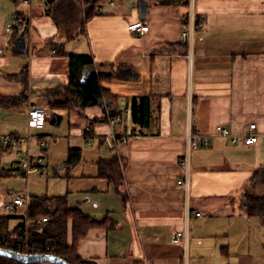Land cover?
I'll use <instances>...</instances> for the list:
<instances>
[{
	"label": "crops",
	"instance_id": "1",
	"mask_svg": "<svg viewBox=\"0 0 264 264\" xmlns=\"http://www.w3.org/2000/svg\"><path fill=\"white\" fill-rule=\"evenodd\" d=\"M12 1L21 5L13 20L26 22L28 45L22 55L14 42L12 57L0 47V78H16L20 95L7 97L24 101L4 110L24 115L27 133L35 137L30 142L43 154L31 157L30 144L12 151L16 161L19 152L28 153L33 166L43 159L41 176L53 173L57 186L41 196H68L71 209L98 222L79 243V257L94 264H264V209L246 206L249 198L264 201V0ZM87 2L96 3L95 15L82 32ZM138 22L147 25V34L132 33ZM16 30L6 33L12 39ZM68 31L76 37L68 40ZM50 42L63 45L64 55H57ZM75 55L94 60L84 79L93 72L107 78L103 87L116 98L111 106L118 114L116 133L130 139L113 147L109 122L100 121L102 107L87 108L83 116L59 113V127L65 119L68 123L48 133L67 141L54 162L56 153L45 150L44 143L57 138L40 132L46 124L30 127L28 110L35 105L48 110L42 96L68 84V56ZM8 68L19 72L5 74ZM134 97L155 101L154 122L143 135L131 117ZM251 124L259 138L246 146L242 137ZM217 127L228 129L238 142L218 136ZM87 128L93 131L91 146L83 139ZM13 131L0 134L20 135ZM191 133L208 137L209 143L200 140L190 149L186 137ZM70 149L82 153L71 167L66 164ZM51 164L53 172L46 171ZM28 176H14L26 178L18 191L12 178L0 177V216H8L5 203L27 191ZM181 180L188 187L179 185ZM12 214L21 224L11 228V220V232L27 221L22 208ZM180 232L187 239L173 244Z\"/></svg>",
	"mask_w": 264,
	"mask_h": 264
},
{
	"label": "trees",
	"instance_id": "2",
	"mask_svg": "<svg viewBox=\"0 0 264 264\" xmlns=\"http://www.w3.org/2000/svg\"><path fill=\"white\" fill-rule=\"evenodd\" d=\"M22 1V0H18ZM97 2V1H96ZM95 2L86 3L89 7L85 13L84 25L95 15ZM23 28L16 30L13 41L19 37ZM27 31V30H26ZM83 32V31H82ZM76 37L74 33L68 31L67 39ZM59 56L64 55V46L53 42L49 43ZM18 53V52H17ZM69 59V82L63 88H55L45 91L43 98L48 102L50 115L55 113H78L91 107H102L115 111L111 108L116 103L103 83L107 78L101 73L93 72L84 79V71L95 66L91 56L75 55L68 56ZM27 68L21 73V79H25ZM20 99L21 101H18ZM24 101L23 97H7L0 95V105L4 109L17 107ZM153 97H134L131 99V117L133 124L141 129L140 134H145L142 130H148L153 122ZM114 119H118V114L114 112ZM108 121L107 115L100 121ZM99 121V120H98ZM96 121V122H98ZM92 129L90 135L92 136ZM11 146H5L0 142V177H14L16 170H5L2 167L3 156L11 152ZM82 159V153L78 149H70L66 162L69 167L75 166ZM113 166V163L110 164ZM42 167V166H41ZM39 167V168H41ZM43 167L40 169L42 172ZM247 208L256 209L260 213L264 209V201L257 198H249ZM24 210V209H23ZM25 211V210H24ZM26 214V222L22 226L10 231V222L13 220L9 216H0V248L14 251L28 256H54L62 259L68 264H94L83 261L78 255L79 243L85 239L88 232L98 225L92 218L85 217L79 210L71 209L68 203V196L59 198H48L47 196H29V206ZM48 219L42 226L37 225V221ZM72 227V243L68 244V226ZM0 264H23L16 260L0 257ZM30 264H50V263H30Z\"/></svg>",
	"mask_w": 264,
	"mask_h": 264
},
{
	"label": "built area",
	"instance_id": "3",
	"mask_svg": "<svg viewBox=\"0 0 264 264\" xmlns=\"http://www.w3.org/2000/svg\"><path fill=\"white\" fill-rule=\"evenodd\" d=\"M18 1V0H14ZM148 1H157V2H163L164 0H148ZM25 4H30L31 0H23ZM133 6H136L135 1L131 3ZM26 28V22L23 20L15 19L11 24H9L6 28V32L8 34H13L16 29L19 28ZM132 33H137L140 35H145L148 33L149 29L145 23L138 22L135 23L132 28H131ZM186 35V33H184ZM50 118V113L49 111L40 106H32L28 110V121H29V126L30 127H35V128H43L45 124L49 121ZM108 122L109 125L112 129V134L109 137L110 142L112 143L113 147L116 146L117 144H125L128 142L130 137L128 136H120L116 133V127L119 123L118 119L110 118L108 116ZM216 132L218 136L224 137V138H229L230 141L235 144L238 142V138L233 135L228 129H225L223 127H217ZM136 136H139L137 134ZM258 133H257V126L256 124H251L248 132L243 135L242 137V142L246 146H251L254 145L258 142ZM32 139H35V137L31 136L28 134L27 136H22V135H1L0 134V142L5 145V146H11L12 149H19L21 146L28 145ZM83 139L86 141V144L88 146H91L93 143V136L90 135V129L87 128L85 130ZM186 140L190 146V149H195L198 146V143L200 140L203 141L204 144L209 143V138L208 137H202L197 135L196 133H191L187 135ZM18 157L20 159L19 162V168L16 170V175L17 176H23L27 177L31 173L40 172V168L42 165H44V160L43 159H38L35 162V166H33V160L32 158L28 155L26 152H19ZM188 161V156H185V160L182 163L184 166H186ZM179 185H185V187H188L187 181H179ZM29 206V194L27 192L18 194L14 197L11 198V200L3 205V208L8 211V212H15L16 209L22 208L25 211H27ZM48 222V219H44L42 221H37L38 226H42L44 223ZM188 237V234L186 232H180L177 233L172 238V243L173 244H179L182 240H186Z\"/></svg>",
	"mask_w": 264,
	"mask_h": 264
},
{
	"label": "rangeland",
	"instance_id": "4",
	"mask_svg": "<svg viewBox=\"0 0 264 264\" xmlns=\"http://www.w3.org/2000/svg\"><path fill=\"white\" fill-rule=\"evenodd\" d=\"M97 1V0H96ZM19 5V4H18ZM21 10V5L16 6V3H14L12 0H0V47H2L5 51L4 56H9L12 57L11 54V50L13 48V44L14 41L11 39V37L6 33V28L8 26V24H11L14 20H13V15L15 14V11ZM84 32V29L82 30ZM20 57V56H18ZM24 59V61H28V58H22ZM18 70H13L11 68H8L4 71L5 74L8 75H14V74H18ZM2 74V73H1ZM2 76V75H1ZM16 78H14L13 80L15 82H13L12 80H7L5 78H0V95L2 96H13V95H17L19 93V88L16 84ZM20 95V94H18ZM24 99V97H23ZM18 101H21L20 99H18ZM9 110H4V108L0 105V130H7L8 128L13 129V132H17L22 136H27V129H26V123H25V118L24 115L21 114L19 111H15L13 112V114H8ZM58 114V113H57ZM11 115V118L10 116ZM67 118V117H65ZM66 123H68V120L65 119V122L63 123L62 126H52L50 124V122L46 123V127L43 130H40V132H44L42 134L48 136L46 138H51V137H55L57 138V141L54 142L53 140H46V142L44 143V148L45 150L48 151V149H50V151L52 150L53 155L54 152L56 153V160L54 162H57L59 160V156H60V145L65 143L66 137H64L63 135H59L58 133L52 132V133H48V130L51 131H57L60 129H63V127H65ZM36 133H32V135H35ZM39 134V135H42ZM30 156H38L43 154V152H40L41 150V146H37L36 142H30ZM27 148V145H24L23 147H21V151H24ZM40 149V150H39ZM63 150V149H62ZM15 153L16 151H11L6 153L3 158H2V167L9 170L11 166H13L15 168V170H17L18 168V164L17 161L20 162V159L18 158V160H15ZM16 162V163H15ZM54 164V163H52ZM51 164V166L48 167V165L45 166L46 171L48 172H53V165ZM50 175V176H48ZM11 178L13 179L11 183L12 186H16L17 187L14 189V191H18V188H20V183L23 185H25L26 183V178H22V177H8L6 179H9L7 181H11ZM54 179H56L53 176V173L49 174V173H44L43 176H41L39 173H34L31 174L30 176H28V188H27V193L29 194H33V196H41L44 194H48V192L51 191L52 187L57 186L55 183H53L52 181H54ZM54 190V189H52ZM55 190H57L55 188ZM25 193V192H24ZM6 215L8 216H12V212H5ZM21 224V220H13V222L11 223V228H14L16 225Z\"/></svg>",
	"mask_w": 264,
	"mask_h": 264
},
{
	"label": "water",
	"instance_id": "5",
	"mask_svg": "<svg viewBox=\"0 0 264 264\" xmlns=\"http://www.w3.org/2000/svg\"><path fill=\"white\" fill-rule=\"evenodd\" d=\"M27 38H26V29H24L19 37L15 41V46L18 52L24 55L27 51ZM104 114L108 115L110 118H114V111L107 110L104 108ZM62 117L61 115L55 113L51 116L50 124L52 126L58 127L61 124ZM0 257L16 260L23 264L30 263H50V264H68L60 258L54 256H28L16 253L10 250H4L0 248Z\"/></svg>",
	"mask_w": 264,
	"mask_h": 264
}]
</instances>
